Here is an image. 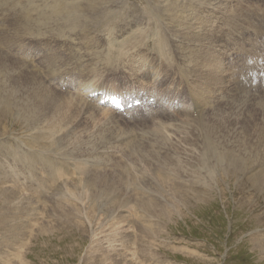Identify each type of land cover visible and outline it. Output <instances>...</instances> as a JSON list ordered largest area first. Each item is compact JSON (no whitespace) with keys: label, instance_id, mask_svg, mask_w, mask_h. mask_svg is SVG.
<instances>
[{"label":"bare ground","instance_id":"1","mask_svg":"<svg viewBox=\"0 0 264 264\" xmlns=\"http://www.w3.org/2000/svg\"><path fill=\"white\" fill-rule=\"evenodd\" d=\"M230 1L231 0H213L209 8L211 15H204V13L199 10L194 0H159L158 4L154 3V5H158V10H155V7L149 2L151 4L148 3L150 7L152 6V8H149V13L152 14V17H159L160 15H170L175 17L178 11L183 9V18L178 24L172 21L165 25L166 29L175 25V31L157 32L148 35L144 40L140 41H138V39H135L136 41L133 39L122 40L117 43V47L113 49L107 46L104 38L106 36L105 34L103 42L94 47L84 46V48L79 47L77 49L74 46L75 43L73 44L72 42L70 49L71 56L67 59L60 58L58 56L59 52H57L58 54L56 52L50 54L48 52L49 50L44 51L46 56L43 57V61L47 62V65L44 66L41 65L39 56L28 55L27 52H31V50L22 46L25 42H13L12 39L16 38V35L18 34H36L41 36L44 34L40 32L43 25L51 21L59 22L61 20V22H66L67 24L69 21H73L76 15L77 20L80 21L83 18L84 12H87L86 10H89L90 8L93 9V12L95 11L104 14L98 15L96 13L93 20L96 24L97 22L95 20L102 17L105 18L109 12L107 13L104 9L102 10L100 5L98 6L96 0H0V131H2V134L3 132L9 131L8 129L5 130L7 124L3 119L9 117L15 122L24 125V130L28 132L29 138L31 139L30 141L38 140L40 143H43L50 134H53V141L50 143L56 146L59 142L70 143V140L68 139L71 136V133L78 127L77 121L80 118L79 114H102L101 116L107 119V121L115 122L120 127L121 125H125L126 127V123L128 122L127 126H144V128L150 129L151 136L149 137V145L154 148V144H156L158 146L157 150L160 152L169 153L172 147H174V150L181 152L177 149V146L180 143L187 145V152H189H181V162L179 158V162L170 161V165H168L166 159L156 154L159 165H157V172L155 170L153 175L161 176V178L163 177L166 181L168 179L170 180L171 176L182 173L184 171L183 162L186 159L192 158L196 159L201 165H203V169L208 172L207 175L210 177H215L216 175H220V173H222V176L225 175L228 177H247L249 180L248 185H251V188L258 190L259 193H264V112L261 110V108H264V102L258 95V91L264 89V10L259 15L256 14L255 17H250L246 24L239 25V15L234 9H232L235 4ZM120 4H118V6ZM78 7L81 8L78 9ZM10 16L15 17L18 24L17 29L5 23V20ZM87 18L84 19L87 20ZM146 18L151 17L146 16ZM105 19L103 20L107 21ZM83 21L84 20L81 22ZM72 23H70L71 26ZM86 23L89 24L90 21H84L80 25ZM248 26H254L257 31L260 32V43L254 44V40L244 39L242 36L232 38L234 33L241 31ZM79 28L82 29L80 26ZM82 30H84V28ZM86 31L89 30L86 29ZM103 31H100L102 35ZM60 33H62V31ZM93 33H95V31ZM116 35L117 34L112 37L116 38ZM119 35L120 34L118 33V36ZM98 37L96 38L98 39ZM89 38L91 37L89 36ZM119 40L120 39H114L111 40V42ZM150 42L151 49L159 51V54L156 55L159 64L161 65V63L166 61L162 66L163 69L166 67L167 73L159 71L158 69H161L162 67H159L160 65L158 66V64V69L150 65V62L148 61L149 58L147 59L145 57V54L150 52L146 50L148 49ZM229 42H234V45L228 44ZM247 42L255 52L252 50H246ZM15 44L18 46V49L16 46H13ZM26 44H30V42H26ZM2 50L5 54H2ZM176 51H178V53ZM173 65L174 67H172ZM37 66L42 67L40 70L42 71L41 75L35 73ZM170 67H172L171 71L168 72ZM114 70L124 72L132 70V73L130 74L131 76L129 77V79L132 80L125 83L129 85L128 88L135 85L133 84L135 79L144 80V78L147 77L152 79L153 83L151 86L148 85L144 88L139 87L140 89L128 90L129 93L126 98L124 93H121L118 90H112V88H115L116 86L104 84L106 76L108 77V74ZM24 72L28 74L31 73L33 77L21 76ZM66 73L73 74L75 76V81L67 79L62 80ZM251 73H253L252 77L250 76ZM35 74L38 78L42 77L48 79L51 84L55 82L57 84L58 81H62L60 87L56 86L62 93L59 94L50 89L47 85H43L42 82L37 79ZM238 77H240V83L242 85L239 84ZM256 82H258V84ZM105 89L116 93L114 96H116L117 99H120V102L115 103L121 110L129 111L132 103H128L127 100L134 102L146 101L141 104H146L148 107L142 108L135 104L138 107H133V111H136L141 115L134 114V117L128 118L125 112L122 114L126 117H123L122 115L117 116L111 111L106 110L117 108L113 106L111 100L101 98V100H103L101 101L99 98L100 94L97 92L101 93ZM113 93L111 95H113ZM242 94H246L247 97L252 99L247 100V102H249L251 107L257 112L262 113L263 118L257 119L259 120V124L254 122L252 123V127L247 125V128L241 127L239 130L236 128V125H233L231 128V122H237L243 117H241V114L240 116H237L235 113L228 112L226 109ZM241 97L242 96H240V98ZM232 109L236 110L237 108ZM221 110L225 111L221 114ZM238 110L239 109H237V111ZM247 119H253V116L248 111L246 119L243 118L241 122L250 123ZM119 123L121 125H119ZM187 124L195 126H189ZM251 130L255 135H249ZM120 136L118 137V140L123 142L125 147L129 144L131 145V141L125 139L127 136ZM6 137L11 138L13 136H5L4 138ZM1 145L2 147H0V150L7 151V155L4 156L0 152V188L2 187V180L9 183L10 179L11 182H14V184H11L12 187L9 186L12 188V190L9 189V191L11 190L10 193L5 191L4 188H1V190L4 191H2L3 193H0V195H2L0 196V201L2 200L3 203L2 209H10L11 211L6 212V217L9 218V215L13 214L15 217L11 215L12 219L10 218V221L13 220L18 223L19 220L17 222L16 218L22 219L21 217H23L25 219L23 220L26 221V216H32L34 218H30V223L33 226H36L35 222L41 220L43 215H45V219L47 218L50 220L48 226L53 227L55 224H53L54 222H51V219L55 216L50 217L42 199L39 201L40 203L35 206L31 205L28 202L29 200L20 196V190H30L34 183L42 184L45 181L41 178H33L32 181L24 179L21 182V170L17 167V160L20 163L19 146L13 145L10 142V139H4V143L0 142V146ZM44 146L45 145L42 147ZM95 151L96 153L98 152L97 150ZM172 154L175 155L174 152ZM173 155L171 156L170 154V157L174 158ZM7 157L9 160H7ZM94 159L95 158H93V160ZM97 168H100L99 165L95 168V171ZM126 171L128 176H131V174L134 176H132L134 181L139 179V176H142L135 174L133 172L134 170L131 168ZM99 173H96L97 177ZM140 173L142 174V172ZM52 175L53 174H51V177ZM66 175H64V177ZM116 176L118 175L115 174L114 177ZM73 177L74 176H68V179H64L71 182L74 187L80 188L81 182ZM64 179L62 181L60 180L61 182L58 184L59 188L63 185ZM119 179L122 178L119 177ZM125 180H128V178ZM123 183H125V181ZM129 184L130 186L134 184L133 186H135V188H133V192H135L137 196L136 199H139L137 203L140 206H132L126 211L130 214L129 216H131L132 219L134 217L133 210L135 209L136 218L133 221L134 225L140 223L139 221L142 217L149 220L154 217V214L162 217L164 212L172 207L170 204L171 201L169 202V197H161L162 193L160 191H154L150 194L149 184L141 185L136 181L133 183L129 182ZM126 185H128V183ZM157 185L163 189L162 185ZM55 187L57 188V186ZM101 188L99 189L101 190ZM120 189H122V187ZM216 189L220 190L219 187ZM14 190L15 192H13ZM101 191H104V195L107 199L116 206L111 214L117 216L120 215V210L126 209V200L125 202H122L124 205L120 203V200L127 199V191L125 196H121L120 190L108 184L106 185V188ZM25 192L26 191L24 190V193ZM30 192L33 191L30 190ZM157 193L159 194L156 195ZM166 200H168V202L165 203ZM29 209L35 211L34 214L31 215ZM52 220L54 221V219ZM13 225L16 226L14 223ZM32 225H30L31 228ZM156 226L157 225L154 224V227ZM18 227H20V224ZM46 229L47 224L43 226V231L41 229L39 232H44ZM116 229L118 228L116 227ZM140 231L141 233L145 232L142 230ZM94 235L96 234L94 233ZM114 235L116 234H113V236ZM111 238L112 242H118V237L113 238L111 236ZM260 239H254V242L260 244L261 247L264 248V241H260ZM1 241L2 240H0V260L6 263L7 261L5 258L7 256L3 249H7V247H2ZM4 241L5 245L6 243H9L8 238H5ZM95 241L93 244H95ZM130 247L132 248V246ZM125 249L130 248L127 245ZM19 256H21V252L17 249L16 252L13 253V257L19 258Z\"/></svg>","mask_w":264,"mask_h":264},{"label":"rangeland","instance_id":"2","mask_svg":"<svg viewBox=\"0 0 264 264\" xmlns=\"http://www.w3.org/2000/svg\"><path fill=\"white\" fill-rule=\"evenodd\" d=\"M96 1L102 10L104 9L107 13L109 12L105 16L106 19L102 17L107 21L100 18L95 20L97 22L96 24L93 21L96 13L98 15L104 14L93 12V9L90 8L86 10L87 12H84L83 18L80 21L77 20V15L75 16L76 19L74 18L73 21H69L70 23L73 22L72 26L69 22L67 25L66 22H61V20H58L59 22L51 21L43 25L42 31L40 30V32L44 34L41 36L36 34H18L12 41L25 42L22 46L31 50V52H27L28 55L39 56L41 65L46 66L47 62L43 61V57L46 56L44 51L49 50L48 52L50 54L59 52V54H57L60 58L67 59L71 56L70 49L72 42L77 45L74 44L77 49L79 47L84 48V46L94 47L103 42V37L105 35L104 38L107 46L113 49L117 47V43L122 40L138 39V41H140L144 40L150 34L161 31H175V25L168 29H166L165 25L172 21L178 24L183 18V9L178 11L175 17L170 15L152 17V14L149 13V8L153 6L155 10H158V5H154V3L158 4L159 0H142V2L141 0H111L112 2L110 0ZM194 1L204 15H211L209 8L213 0ZM149 2L152 4L151 7ZM230 2L235 4L232 9L239 15V25L246 24L250 17L253 18L256 14L259 15L264 10V0H231ZM118 4H120V7ZM79 8L81 7H78V9ZM146 16H150L151 18H146ZM84 18H87V20ZM82 20L90 21V23L80 25L84 22H81ZM5 23L11 25L13 28H18L16 19L13 16L8 17ZM79 26L82 27V29L84 28V30L79 28ZM90 27L93 28L91 29ZM86 29L89 31H86ZM61 31L62 33H60ZM92 31H95V33ZM100 31H103V35ZM118 33L120 34L119 36ZM115 34H117L116 38L112 37L113 35L115 36ZM89 36L91 38H89ZM238 36H242L244 39L254 40V44L260 43L261 39L260 32H258L254 26H248L234 33L232 38ZM96 37H98V39ZM114 39L120 40L111 42V40ZM26 42H30V44H26ZM228 44L234 45V42H229ZM13 46H16L18 49L16 44ZM146 50L148 52L150 51L145 54V57L147 59L149 58L148 61L150 65L158 69L157 64L158 66L160 64L157 61L156 55L159 54V51L151 49V42ZM246 50H252L248 42L246 44ZM1 52L5 54L3 50ZM176 52L178 53V51ZM165 63L166 61L161 63L159 67L162 68L158 70L167 73L166 67L163 69L162 66ZM172 67H174V65ZM172 67L168 69V72L171 71ZM41 68V66H37V71L34 68L35 73L41 75ZM131 73L132 70H127L125 72L114 70L108 74V77L106 76L104 84L116 86L112 88V90H118L120 92L152 85L153 80L146 77L144 80L135 79V83L133 82L135 85L128 88L129 85L125 83L132 80L129 79ZM252 74L253 73L250 74L251 77ZM21 76L33 77L31 73L28 74L26 72ZM37 79L55 92L59 94L62 93L57 88L60 87L62 81H58L57 84L56 82L51 84L48 79L42 77H37ZM66 79L75 81V76L71 73H66L62 80ZM238 82L242 85L240 83V77H238ZM256 83L258 84V82ZM103 91H108V89ZM258 95L264 102V89H260ZM240 96L242 97L240 98ZM240 96L238 99L234 100L226 110L235 113L237 116L241 114V117L245 119L248 111L253 116V119H247L250 123L241 122L243 118L239 119L237 122H231V128L233 125H236V128L239 130L241 127L245 128L247 125L252 127V123L254 122L259 124V120L257 119L263 118V114L257 112L251 107V104L247 102V100H252L251 98L247 97L246 94ZM232 108H237L239 110L237 111V109L234 110ZM261 110L264 112V108H261ZM224 111L225 110H221L220 113L222 114ZM134 114L141 115L135 112L128 114L127 117L132 118L135 116ZM79 115L80 118L77 121L78 127L74 132L71 131V136L68 139L70 143L59 142L56 146L50 143L53 141V134H50L48 137L49 139L47 138L44 142L42 141L43 143H40L38 140L30 141L31 139L29 138L28 132L24 130V125L22 123L19 124L9 117L3 118L7 124L5 130L8 129L9 131L3 132V134L2 131H0V142L4 143V139H10L13 145L19 146L20 163L17 160V167L21 170L20 181L22 182L24 179L32 181L33 178H41L45 181L42 184L34 183L31 188L29 187L33 192L27 189L20 190V196L29 200L28 202L35 206L38 205V203H40L39 201L42 199L50 217L55 216L52 218L54 221L51 219V222H54L53 224L55 225L53 227L48 226L50 220L47 218L45 219V215H43L41 220L35 222L36 226L30 223V218L32 216H26V221H24L25 219L23 217H21L22 219L16 218L17 222L19 220L18 223L20 224V227H18V223L13 220L10 221L11 215L13 214L8 213L10 214L9 218L6 217V212H9L10 209H2L3 203L1 200L0 240H2V247H7V249H3L7 256L5 258L7 262L5 263L0 260V264H264V251H262L264 248L261 247L260 244L254 242V239L259 240L260 238V241H264V193H259L258 190L251 188V185H248L249 180L247 177H228L225 175L222 176V173L215 177H210L199 161L189 158L183 162L184 171L175 176H171L170 180L168 179L166 181L163 177L161 178V176L153 175L155 170L157 172V165H159L157 155L166 159L168 165H170V161L179 162L180 160L181 162V152H187L188 150L186 144L180 143L177 146V149L181 152L174 150V147H172L169 153L160 152L157 150L158 146L156 144H154V148L149 145L151 130L144 128V126L131 127L127 126V122V128L125 125L122 126L119 123V125H121L120 127L115 122L107 121V119L101 116L102 114ZM187 125L195 126L190 124ZM250 134L255 135L252 130L249 135ZM4 135L13 137L4 138ZM119 136H127L125 139L131 141V145L129 144L125 147L123 142L118 140ZM43 145L45 146L42 147ZM0 147H2V145ZM95 150L98 152L96 153ZM0 152L4 156L7 155V151L0 150ZM173 152L179 155H173ZM170 154L171 156L173 155L174 158H171ZM93 158L95 159L93 160ZM7 160H9L8 157ZM98 165L100 168H97L95 171ZM86 166L89 167L87 168ZM129 168L133 169L135 174L142 175L137 179L139 182L137 180L135 181L141 185L149 184L150 194L154 191H160L162 193L161 197H169V202L171 201L170 204L172 207L164 212L165 216L159 217L154 214V217H152L153 219L151 218L152 221L142 217L139 221L140 223L136 225L133 224L136 218L135 209H132L134 212V217L132 219L131 216H129L130 214L126 211L132 206H140L137 203L139 199H136L137 196L135 192H133L135 186H133L134 184L131 186L129 184V182H135L133 179L134 176L132 174L128 176L126 173V170ZM95 172L97 174L99 172L101 173H99L97 177ZM140 172H142V174ZM51 174H53L52 177ZM115 174L118 176L114 177ZM64 175L67 177H64ZM68 176H74L73 178L78 179L81 182V187H74L71 182L66 180ZM119 177L122 179H119ZM126 177L128 180H125L127 179ZM63 179L64 183L60 186L61 188H59L58 184ZM123 180L125 183H123ZM1 182H3L1 188H4L5 191L10 193L12 190V188H10L12 187L11 184H14V182H11L10 179L9 183L4 182V180ZM127 183L128 185H126ZM107 184L120 190L121 196H125L127 191V199L120 200L121 204L126 200L125 206L127 205V207L124 210H120V215L115 216L111 214L116 206L107 199L104 195V191H101L106 188ZM157 184L162 185L163 189ZM55 186H57L58 189ZM121 187L122 189H120ZM218 187L220 190L216 189ZM1 188L0 193H3L4 191L1 190ZM99 188H101V190ZM9 189L11 190L9 191ZM24 190L26 191L25 193ZM13 192H15V190ZM158 194L159 193L156 195ZM166 202H168V200H166L165 203ZM122 205H124V203ZM29 210L31 215L34 214L35 211ZM13 223L16 224V226L13 225ZM46 224L47 229L44 232H39L41 229L43 231V226ZM154 224L157 226L154 227ZM30 225H32V228ZM116 227L118 229H116ZM140 230L145 232L141 233ZM94 233L96 235H94ZM113 234L117 236L114 235V237ZM111 236L113 238L118 237V242H112ZM5 238H8L9 242L6 243V245L4 241ZM94 241L95 244H93ZM127 245L130 249H125ZM130 246H132V248ZM17 249L21 252L19 258L13 257V253H15Z\"/></svg>","mask_w":264,"mask_h":264}]
</instances>
